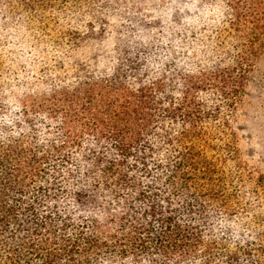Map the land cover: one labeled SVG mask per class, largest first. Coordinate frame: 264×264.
Wrapping results in <instances>:
<instances>
[{
	"label": "trees",
	"instance_id": "16d2710c",
	"mask_svg": "<svg viewBox=\"0 0 264 264\" xmlns=\"http://www.w3.org/2000/svg\"><path fill=\"white\" fill-rule=\"evenodd\" d=\"M116 1L0 0L1 78L22 58L42 77L0 122V264H264V176L239 208L238 151L213 141L222 113L199 95L233 106L264 52V0H216L224 57L194 53L190 22L214 21L189 0L154 21ZM101 48L117 54L104 74Z\"/></svg>",
	"mask_w": 264,
	"mask_h": 264
},
{
	"label": "rangeland",
	"instance_id": "374dc122",
	"mask_svg": "<svg viewBox=\"0 0 264 264\" xmlns=\"http://www.w3.org/2000/svg\"><path fill=\"white\" fill-rule=\"evenodd\" d=\"M128 1L118 0L116 3L120 2L129 12H136L142 17H148L150 15L148 19H152L153 21L157 17L161 19V14L157 13V11H167L171 7L166 0H136L133 3ZM88 3L91 9L93 8L90 13H94V0H88ZM95 3L99 4L98 0H95ZM188 5L190 6L189 10L191 12H202L204 19L214 21V27L211 30H205L203 25H199L195 21L190 22L191 32L189 36L194 37L192 43L196 46L194 53L197 55L199 52H202L199 43L205 40L207 41V45H203V47L206 52L218 50L223 57L228 52H232L230 54L231 56L235 52V49H233V42H231V38L224 28L223 20L225 18H223L224 15H221V9L216 0H189ZM111 6L115 8V3ZM112 28L115 29L117 27L112 25ZM32 29H36V27L32 26ZM45 48L50 52L52 51V45L49 42ZM8 51L7 43L0 35L1 60L6 58ZM106 53L107 50L103 48L97 53L98 57L101 56L102 62L98 65L95 72L102 74L108 72L106 68L107 61L117 54ZM213 56H215V52ZM192 57H194V54ZM21 60L18 64L17 62L12 64L15 68L12 74L10 73L9 75H5L4 78H1L2 73L0 72V95L3 94L2 87L6 85V95L9 96V93H12L10 97H6V109L3 111V114L0 111L1 123L7 120L6 111L9 109L11 114L14 105L17 106L18 103H21L19 102L21 97L18 94V88L22 85L26 87L27 84H39L42 78L39 76L40 70L28 64L30 63L29 60L32 59L22 58ZM49 66L51 67V65ZM88 70L94 73V64ZM64 71H66V67ZM145 73L148 75V72ZM50 77L53 80L62 78L60 74L52 72L51 76H48V73L46 74V79ZM245 77L247 78L241 80L238 84L239 92L230 97L233 106L228 107L224 99L219 95L212 98L203 93L199 94L201 99L204 98L207 105L218 108L222 113L221 118L216 116L212 118L211 122L206 124L208 132H210L214 139L213 141L219 146H223V143L226 142L232 143L238 151L240 165L228 164L231 166L228 169V182L232 184H225V187L228 190L233 189V191L239 194V208L256 204V200L250 198L248 195H251V189H254L253 183L261 176H264V52L259 55L251 71ZM72 79L68 76V80ZM38 84H36V87ZM1 101L4 103V100ZM222 121H226V126L222 125ZM218 138L221 140L217 141L216 139ZM261 191L263 193L259 194V201L264 199V190H258V192ZM232 207L234 208V206Z\"/></svg>",
	"mask_w": 264,
	"mask_h": 264
}]
</instances>
